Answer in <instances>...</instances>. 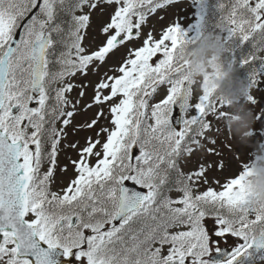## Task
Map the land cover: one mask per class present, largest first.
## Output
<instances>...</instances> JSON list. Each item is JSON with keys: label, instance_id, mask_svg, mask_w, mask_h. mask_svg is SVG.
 Here are the masks:
<instances>
[{"label": "snow or ice", "instance_id": "6c2138e0", "mask_svg": "<svg viewBox=\"0 0 264 264\" xmlns=\"http://www.w3.org/2000/svg\"><path fill=\"white\" fill-rule=\"evenodd\" d=\"M173 2L0 0V264H60L61 255L80 264H219L211 259L219 251L215 238L227 235L243 243L223 264L241 257L254 264L257 253L264 260V205L247 184L253 159L220 190L209 183L211 164L199 163L188 173L178 164L211 129L210 114H229L218 112L217 101L228 102L207 87V77L191 102L194 81L185 45L217 27L226 52L257 35L264 41V0H230L218 24L209 20L207 0H199L192 28L173 22L158 36L144 32L150 15ZM104 6L112 11L99 29L102 38L89 48L84 42L92 12ZM63 12L68 21L61 19ZM136 40L140 45L128 48L111 75L100 74L83 105L97 110L77 126L98 131L83 145L63 144L77 153L69 160L74 177L51 190L66 129L81 110L80 99L73 103L68 94L79 87L83 98L88 87L73 78L98 74L115 51ZM254 59L249 54L228 64L245 66ZM162 86L164 98L150 103ZM248 100L257 103L253 95ZM108 116L111 129L100 127ZM256 119L264 122V110ZM216 166L224 167L222 161ZM172 173L177 198L168 195ZM201 184L208 186L199 191ZM208 218L215 224L211 230Z\"/></svg>", "mask_w": 264, "mask_h": 264}, {"label": "rangeland", "instance_id": "374dc122", "mask_svg": "<svg viewBox=\"0 0 264 264\" xmlns=\"http://www.w3.org/2000/svg\"><path fill=\"white\" fill-rule=\"evenodd\" d=\"M114 7V5H113ZM199 2L198 0H177L171 4L166 5L165 7L158 9L155 13L151 14L147 24L144 26V32H153L154 35H159V33L168 25L173 22H180L186 28H192L197 21V13ZM112 11L111 7L104 6L103 12L98 8L92 12L91 16V24L90 27L86 30V39L85 44L89 48L95 47V44L99 42L102 38L99 32L101 25L108 20V15ZM221 34L220 28L216 30ZM140 45V41H133L131 44L120 47L117 51H115L107 63L99 69V73L89 72L87 77H81L79 74L75 78H73V82L77 85H80L83 82H86L88 87L85 89V97L79 98L78 92L79 87L75 88L70 94H68L69 100L73 103L76 99H80L79 107L81 110L74 117L72 121V126H70L66 131L68 132V136L66 139L62 141L61 145V153L57 158V169L54 174L53 181V189L54 191H58L65 187L70 178L74 177V170L72 165L69 163L70 159H76L77 153L71 148H63V144H71L73 142L79 141L81 145L84 144V140L88 136H92L95 138L97 129L89 130L86 128H79L77 126L86 124L93 118L94 113L96 112V108L93 107L90 110H84L83 105L85 103L90 102L91 97L93 95V88L97 80L99 79L100 74L104 72H108L109 75L112 72L109 70L111 67H118L119 62L122 61L126 55L128 48L138 47ZM264 46V45H263ZM262 54L264 56V50H262ZM119 74V73H117ZM193 95H192V103H195L202 94L200 90V86L198 84H194L192 87ZM166 94V87L162 86L152 103L158 102L160 99L164 98ZM251 95H253L257 103L252 104L248 103L247 108L252 110L254 123L252 125L255 134L251 137V139L247 143H241L235 136H230L229 129L226 127L224 118L219 117L217 115L210 114L208 116L209 121L212 125L211 129L206 132L205 137L200 140V145L197 146V149L186 158L185 160V168L186 170L192 171L194 170L199 163L211 164L212 167L208 170L207 176L209 179V183L212 187L217 190L220 189V185L223 184L226 179L233 177L236 173L241 170V167L244 163H247L250 159L254 157L251 155L254 151V146L257 141H264V122L257 121L256 116L258 113H261L264 110V74L261 76V79L256 88L252 91ZM105 111L107 112V106L105 105ZM218 112L224 113H232L233 115L237 114L236 110L229 107L224 106ZM176 112L174 110L173 115ZM100 127H108L111 129L112 125L110 123V116L105 119H102L99 122ZM75 129V131H73ZM101 139L103 140V134L101 135ZM215 141L213 144L212 141ZM213 149L212 152H208L207 149ZM134 154H138L136 150H134ZM223 162L224 167L221 169L216 166L218 162ZM94 163V158L92 160ZM65 164L68 165L67 172H61L60 168ZM216 181H219L220 184H217ZM208 185L201 184L203 189H206ZM180 193H175L172 195L173 198L179 197ZM252 218L251 216L249 217ZM210 225V220H206ZM211 227H215V224H211L208 229L211 230ZM239 239V238H238ZM235 240V239H234ZM233 240V245H236Z\"/></svg>", "mask_w": 264, "mask_h": 264}, {"label": "clouds", "instance_id": "9594fccd", "mask_svg": "<svg viewBox=\"0 0 264 264\" xmlns=\"http://www.w3.org/2000/svg\"><path fill=\"white\" fill-rule=\"evenodd\" d=\"M226 47L222 35L218 32L205 34L195 44L185 45V58L190 61L189 71L191 79L200 86V90L205 88V78L207 77V87L214 89L215 94L223 95L228 102L226 105L235 109L237 114L229 113L223 117L230 136H235L239 142L247 143L255 134L252 127L254 123L252 110L247 108L248 97L251 95L252 83L246 80H239V88L227 90L224 82L227 79L233 81L235 67L230 66L223 60ZM251 161L254 172L247 178V184L251 191L256 194L259 203L264 205V141H257Z\"/></svg>", "mask_w": 264, "mask_h": 264}, {"label": "trees", "instance_id": "16d2710c", "mask_svg": "<svg viewBox=\"0 0 264 264\" xmlns=\"http://www.w3.org/2000/svg\"><path fill=\"white\" fill-rule=\"evenodd\" d=\"M208 6H209V20H211L212 23V13L213 10H218L220 8L217 7L219 3L224 4V10L227 11L229 8L230 2L228 0H207ZM211 11V12H210ZM219 16V15H218ZM69 15H64V17L61 16V19L67 21L69 19ZM256 41L254 38H252L249 42L246 43H240L238 46H236L233 51L228 52L227 60L230 62L232 59H239L241 56H247V55H253L255 56V45ZM239 47V48H238ZM256 57V56H255ZM263 65L261 60L254 59L250 62L249 65L241 66L239 63H236L234 65L235 72H234V78L233 81L230 83L227 79L224 82V88L227 90H236L239 88V80H246L247 82L253 81V79L258 76L260 72V67ZM217 96H219L218 93H216ZM223 98L224 96L221 95ZM179 169L181 172L185 173L182 168L179 165ZM177 177L174 173L171 174V180L169 183V187L172 186V181L175 183V180Z\"/></svg>", "mask_w": 264, "mask_h": 264}, {"label": "flooded vegetation", "instance_id": "af4514ba", "mask_svg": "<svg viewBox=\"0 0 264 264\" xmlns=\"http://www.w3.org/2000/svg\"><path fill=\"white\" fill-rule=\"evenodd\" d=\"M230 248H231V251L233 252L235 247H230ZM259 256H260V253H257L256 258L254 260V264H264V260L260 259ZM241 261H243V264H253L252 261H250L248 258H245V257H241V260L238 261L237 264H241ZM223 262H219V264H223ZM78 264H80V262Z\"/></svg>", "mask_w": 264, "mask_h": 264}, {"label": "water", "instance_id": "95a60500", "mask_svg": "<svg viewBox=\"0 0 264 264\" xmlns=\"http://www.w3.org/2000/svg\"><path fill=\"white\" fill-rule=\"evenodd\" d=\"M128 187H129V185H127ZM130 188H134V187H130ZM138 190H141V189H138ZM141 191H143V190H141Z\"/></svg>", "mask_w": 264, "mask_h": 264}]
</instances>
